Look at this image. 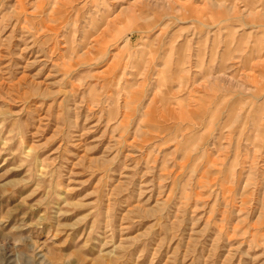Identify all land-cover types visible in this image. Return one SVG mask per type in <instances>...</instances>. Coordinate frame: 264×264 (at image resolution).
Instances as JSON below:
<instances>
[{"label": "rangeland", "instance_id": "1", "mask_svg": "<svg viewBox=\"0 0 264 264\" xmlns=\"http://www.w3.org/2000/svg\"><path fill=\"white\" fill-rule=\"evenodd\" d=\"M0 264H264V0H0Z\"/></svg>", "mask_w": 264, "mask_h": 264}]
</instances>
